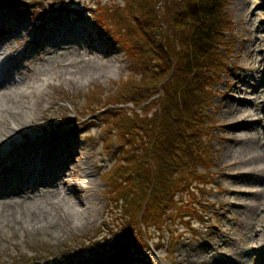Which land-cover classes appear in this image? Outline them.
Returning a JSON list of instances; mask_svg holds the SVG:
<instances>
[{
	"label": "rangeland",
	"instance_id": "rangeland-1",
	"mask_svg": "<svg viewBox=\"0 0 264 264\" xmlns=\"http://www.w3.org/2000/svg\"><path fill=\"white\" fill-rule=\"evenodd\" d=\"M55 1L20 0V3L11 5L8 0H0L1 15H5V12L11 9L19 14L25 22L24 30H15L8 21L1 19L0 25L6 30L2 38L5 39L9 47H13L7 49L10 53L9 63L21 64L27 68L26 71L19 69L15 73L18 74L15 77L19 76L21 79L29 77L30 81H33V85L39 84L40 80L45 77L48 79V83L40 88L41 92H35L33 87L35 95L24 98V101L28 100L29 104L34 102L36 106L35 113H33L35 117L29 118L28 126H23L24 131L28 134L27 138H32V135H38L47 140L50 138L57 140L58 138L55 146H59L61 143L63 148L68 147L69 141L73 142V146L77 143L75 150L79 151L80 157L74 156V159H88L90 174L95 178L96 183H93L91 187L89 184V187L87 185L82 187L80 184L83 183L79 178L80 169L82 170L83 166L70 165V168L75 170L72 181L75 180L81 186L77 185L76 195L80 197V195L94 192L99 210L93 211L91 215L88 214V217L83 215L78 225L71 219V215L70 218L65 217L66 212L63 208L59 210L54 208L51 211V219L45 216L43 221L37 223L35 222L40 217H37L36 213L28 230L19 226L10 228L12 224L5 229L1 228L0 264H115L109 258V253L117 252V248H115L118 246L117 234L109 243L107 242V246H102L107 243L100 240L99 237L105 230L108 232L112 230L113 221L114 223L120 222L122 217L120 203L113 201L115 196L112 197L109 193L108 183L104 180L105 173L110 169L108 166L118 156L120 147L115 142L109 143L106 135L107 127H104L103 124L105 120L103 116L107 114L104 115L105 112L96 110L106 101L104 97L99 99L100 93L112 91L114 86L130 73L132 62L128 59L126 47L117 41L115 32L111 29V22L105 17L104 5L108 0H102V8L99 11L94 6L93 0H57L58 3L67 4L64 12L60 11L59 7L61 6ZM120 2L123 1L116 0L112 6ZM83 6L86 8L83 9ZM228 12L233 18L236 28L231 36L233 43L230 54L226 55V66L215 78L212 106L208 110L210 132L207 138L212 153V163L207 169V175L204 174V178L206 176L209 183L204 190L206 193L199 189L197 193L199 202H201L202 195V205L211 210L213 217L204 215V219H201L199 223L193 222L196 226L194 230H191V233L183 232L176 238L172 237V233L169 231L170 227H174L171 221V224L168 223L170 224L168 232L162 236L161 242L155 240L159 246L157 247L158 254L152 253V248L149 251L147 247L145 253L135 251L134 255L128 254L127 257L130 261L123 260L120 264H226L232 261L231 256L239 264L262 262L261 254L254 250L256 249L254 244L257 241L260 240L264 245V234L261 233V230H251V226L247 227L249 228L248 233L252 234L253 238L247 241L244 238L240 243L236 242L238 239L236 237L245 233L243 231L246 224L242 208L240 209L239 205L235 206L234 201L249 199L248 195L241 196L235 191V188L247 187L246 185L249 183L263 187L264 174H247L243 171L244 168L231 165L230 162L234 160V157L226 156L229 143L224 137L229 133L227 123L246 119L248 113L242 107H251L248 104L237 107L240 110H236V105L225 107V105L231 104L230 100L232 99L226 96V93H231L235 95L234 97L239 96L241 94L237 93L236 85L245 86L244 80L253 81L250 77L252 74L258 80L264 77L262 74L264 72V0H230ZM102 15L104 20L101 18ZM159 17L162 23L168 22L163 7H159ZM6 19L8 20L7 16ZM78 22L84 23V27L80 29ZM86 26L89 27V31L86 30ZM30 28H37L38 31L34 43H29ZM164 32H171V29L167 27ZM71 34L78 37L83 34L82 37L84 39L87 37L88 40L80 48L77 43L70 41ZM95 37H99L98 40L106 54L97 53L87 47ZM52 38L57 40L53 42ZM52 42L55 44L54 46ZM74 49L79 50L80 54L74 52ZM111 52L113 54L108 55ZM76 55H81V57H76L78 62L66 64L63 61L65 56L75 57ZM76 69H82L79 76L70 74L69 71ZM98 69L105 71L107 69V71L100 74L97 72ZM14 71L12 69L7 72L11 73L9 81L14 76ZM91 74L89 79L85 78ZM259 76L260 78H258ZM14 85H19V83ZM14 85L9 87L12 88ZM19 86L21 89L27 87L26 82H22ZM263 94L262 89L252 92L251 96L257 98L255 101H261L264 99ZM261 107L262 103L260 102L259 109H251L249 112H256L255 117L262 118L264 114L261 112L263 109ZM226 111H230V114ZM91 120L93 122L88 125L87 129H77L82 122ZM248 120L249 124L254 122ZM254 131L251 129L248 134ZM258 131L260 133L256 135V139L246 140L242 145L234 146L233 149L241 146H244L243 151L245 152H247L246 149L248 152L254 148L264 149V129L258 127ZM234 132L236 131L230 134L234 135ZM45 134L47 136H44ZM63 134L68 135V139L63 138L62 141ZM49 155L56 156L55 154ZM46 162L45 158L44 163ZM13 163H15L13 159L6 161L0 164V168H7ZM46 173L50 174L51 171L47 170ZM52 182L59 183L61 181L56 177L51 179L47 183L49 186H46L51 191L43 197L38 196L37 187L25 186L22 194L26 195L30 189L33 195L25 199V205L37 200L49 199L55 189L52 187L55 183ZM19 194L20 192L3 193L2 196L15 198ZM183 196L180 194L179 198ZM245 201L247 200L245 199ZM48 206H50L49 203ZM50 220H55L56 224L51 226ZM86 220L88 222L82 223ZM81 236L87 238L84 243ZM80 243L82 246L78 248ZM242 250H246V253Z\"/></svg>",
	"mask_w": 264,
	"mask_h": 264
},
{
	"label": "trees",
	"instance_id": "trees-1",
	"mask_svg": "<svg viewBox=\"0 0 264 264\" xmlns=\"http://www.w3.org/2000/svg\"><path fill=\"white\" fill-rule=\"evenodd\" d=\"M122 1L104 8L136 64L109 98L111 104L132 102L133 107L119 108L106 119L110 141L121 147L109 180L120 194L130 195L115 257L142 237V227L164 232L169 218L187 224L188 217L198 215L193 182L206 181L200 167L207 166L211 87L225 67L222 50L229 54L235 31L229 0ZM167 27L171 32H164Z\"/></svg>",
	"mask_w": 264,
	"mask_h": 264
},
{
	"label": "bare ground",
	"instance_id": "bare-ground-1",
	"mask_svg": "<svg viewBox=\"0 0 264 264\" xmlns=\"http://www.w3.org/2000/svg\"><path fill=\"white\" fill-rule=\"evenodd\" d=\"M1 15V14H0ZM6 16L8 17V20L6 19ZM0 17L4 21H8L9 24H11L13 29H25V22L21 18L19 14L9 9L7 12H5V15L2 14ZM78 25L80 29L84 27V23L78 22ZM86 30L89 31V27L86 26ZM12 31V29H11ZM16 34V33H14ZM71 42L77 43L80 48H82V45L87 42L88 38L85 37V39L82 37L83 34H80L79 37L76 35L71 34ZM84 36V35H83ZM69 38V37H67ZM53 42L57 39L52 38ZM1 41V38H0ZM52 42V45L55 44ZM90 44V45H89ZM87 45V47L90 48V50L94 51H103L105 52V49L102 47L101 42L98 40H94V42ZM17 46V45H15ZM13 47L7 46L4 48V46L0 47V51L3 49H9ZM16 50V49H14ZM74 52H78L80 54L79 50L74 49ZM10 54V53H9ZM113 53H109L111 56ZM81 57V55H76L75 57L71 56H65L64 62L66 64H70L71 62H78L79 60L76 57ZM3 61H0V150L2 153V157L0 158V164H3L4 162L8 161L10 158L14 157L15 154L20 151L22 144L26 141V136L28 135L24 129L23 126L29 125V118L35 117V110L36 106L33 103H28L29 101H24L25 97L34 96L35 93H33V87L34 91H40V88L48 82V79L45 77L40 80L39 84L33 85V81H30L29 77H23L22 79L19 76L14 77V79L9 81V75L11 73H7L8 71H5L3 68ZM90 67V65H89ZM87 68V70L89 69ZM13 68H15V72H18V69L20 71L25 70L26 67L15 63L13 65ZM257 69V68H255ZM80 70H72L69 71L70 74H74L78 76ZM259 70V69H257ZM85 71V70H83ZM107 71V69H106ZM105 70L98 69L97 72L104 73ZM260 71V70H259ZM264 75V72L262 73ZM18 75V74H17ZM87 75V74H86ZM91 75H88L85 77L86 79H89ZM251 79L253 81H246L244 80L245 86H238L235 87L238 89L237 93L244 95V96H236L231 93H226V96L232 98L230 100L229 105H225L228 107H231L232 105H236V110H240L237 107L243 106V105H251V107H242L244 111H246L248 114V117L246 119H243L241 121H235L230 124L227 123V130H229V133L227 136H225V140L229 143V149L228 152H226L227 157H234V160L230 162L231 165L238 166L239 168H244L243 171L247 172V174H254V175H261L264 174V149H253L248 152L243 151L244 146H241L240 148L233 149L235 146L242 145L243 142L250 141L251 139H256V135L260 133L258 131V127H262L264 129V116L262 118H257L255 115L256 112L253 113L252 111L249 112V110H257L259 109V103H262V113L264 114V99L261 101H255L257 99L256 97L251 96L252 92H257L263 89L264 91V77L261 79H255L250 75ZM260 78V76L258 77ZM22 82H26V88L21 89L19 86ZM19 83V85H14ZM11 85H14V87H9ZM248 95V96H247ZM264 95V94H263ZM9 101H11V104H9ZM258 106V107H257ZM228 114H230V111H226ZM248 119L253 120L251 124L248 123ZM90 122H82L80 126H78L77 129H87L88 125L92 123ZM245 129V131H244ZM251 129H254L255 131L251 134H248ZM234 132V135H231L230 133ZM10 134V135H9ZM259 136V135H258ZM33 140L29 139L30 142L33 144L39 143V142H49L52 144H55L57 140H47V139H41L38 135H32L31 136ZM68 135H64V139H68ZM60 142V141H59ZM61 144V143H59ZM73 142L69 141L67 144V148H64V150L61 153L56 154L54 158L50 155H46L43 159H47V162L40 164V167L42 168V173L40 175H32L28 172L24 171L27 169V167H30L31 164L28 162H24L23 160H18L15 162V167L12 169L7 170V173L0 174V229H5L8 225L10 226L12 224V227L19 226L20 228H27L28 230L30 226L32 225V220L34 215L37 213V217H40L36 220L35 223L43 221V218L46 216V218L51 219L50 215L52 214L51 211L55 209L59 210L60 208H63L66 212L65 217L73 219L77 222V225L80 224L79 221L83 217V215L88 217V214L91 215V213L96 209L94 206L97 203V197L94 192H91V194L87 196H78L76 195V192L78 190V183L72 179V177L75 174V170L70 168V165L72 166H80L82 165V170L80 174V180L82 183H85L87 186L91 187L93 183L96 182L95 178L91 177L90 174V164L88 162L87 158L81 159H74V156L80 157L79 151L75 150V147L78 145L75 143V145H72ZM36 151H41L40 147H36ZM75 151V152H74ZM70 158V159H69ZM50 166L49 168H47ZM47 170H50L51 173H46ZM9 175L11 178L7 181L3 180L2 178ZM70 176V177H69ZM56 177L59 181L52 182L57 183V189H54V191L51 193L50 198L42 201H36L34 203H30L29 205H25V199H28V195H23L22 190L25 186H28L29 183L32 182L33 186L37 185H43V186H49L47 183ZM38 179V180H37ZM51 186V185H50ZM79 186V185H78ZM82 186H85L82 184ZM88 186V187H89ZM247 187L244 188H235V191H237L241 196L242 195H248V198L241 200L238 199L237 203L235 204L240 206V209L242 208V214L245 218V230L241 233L240 237L236 240V242L240 243L245 238V241L252 239V234H249V228L251 226V230L255 229L257 225L261 227V233L264 234V186L261 187V185L256 184H247ZM64 187V189H63ZM90 190V188H89ZM43 195H39L40 197L45 196L48 192H50V188H44ZM16 192H20L18 196L15 198L9 197L5 198L2 196L3 193H11L14 194ZM259 196V197H257ZM39 199V198H38ZM48 203L50 206H48ZM21 204V205H20ZM17 205V206H16ZM25 205V206H23ZM21 206V207H20ZM23 207V208H22ZM58 212V211H57ZM90 219V218H89ZM55 220H50L49 223L52 225H55ZM88 220L83 221L82 223H86ZM250 230V231H251ZM262 239V238H261ZM256 246L258 248V252L261 254L262 262L258 264H264V245L259 241L256 242ZM212 248V246H210ZM242 252L246 253V250H242ZM231 262L226 264H239L237 261H234L233 257L231 256ZM242 263V261H240Z\"/></svg>",
	"mask_w": 264,
	"mask_h": 264
}]
</instances>
